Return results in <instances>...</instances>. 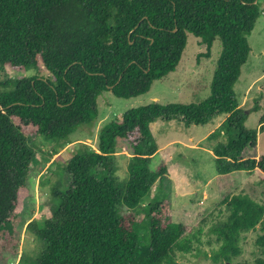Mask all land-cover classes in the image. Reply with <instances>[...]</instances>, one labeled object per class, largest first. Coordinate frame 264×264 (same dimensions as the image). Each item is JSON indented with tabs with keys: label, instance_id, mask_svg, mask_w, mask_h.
<instances>
[{
	"label": "trees",
	"instance_id": "trees-1",
	"mask_svg": "<svg viewBox=\"0 0 264 264\" xmlns=\"http://www.w3.org/2000/svg\"><path fill=\"white\" fill-rule=\"evenodd\" d=\"M260 5V0H0V70L48 74L0 82L7 88L0 91V234L14 233L16 249V228L24 224L15 215L18 192L34 158L25 130L66 141L79 128L91 127L103 92L122 99L147 93L176 70L192 35L208 52L214 41L221 45L210 95L196 104L140 106L103 125L96 150L81 145L66 162L71 181L64 191L52 190L41 227L33 220L26 228L42 243L31 264H177L175 254L193 250L196 235L172 221L164 197L144 207L142 221L135 214L156 182L169 191L166 165L150 168L158 150L150 126L157 121L203 126L224 116L206 138L218 140L211 147L216 173L264 174L257 130L244 125L250 110L240 107L233 89L248 59L247 37ZM257 110L256 104L251 112ZM259 126L264 129V115ZM120 149L128 154L122 157L125 180L117 174ZM220 203L227 215L209 230L218 244L211 258L229 264L242 234L257 227L264 233V206L243 193L225 195ZM260 240L264 245V236Z\"/></svg>",
	"mask_w": 264,
	"mask_h": 264
},
{
	"label": "rangeland",
	"instance_id": "rangeland-1",
	"mask_svg": "<svg viewBox=\"0 0 264 264\" xmlns=\"http://www.w3.org/2000/svg\"><path fill=\"white\" fill-rule=\"evenodd\" d=\"M260 2L261 15L247 37L250 47L248 59L233 88L240 107L250 110L244 125L247 129L257 130V155L264 154V129L259 128V121L264 115V1ZM220 49L221 45L216 40L208 52L199 39L187 35L186 47L173 73L155 81L147 93L135 98L122 99L110 91L103 92L97 98V118L94 124L89 128H79L66 141L46 139L39 136L34 128L26 129L25 135L34 158L26 175L25 187L18 192L15 210L16 218L19 217L24 224L16 228V235L19 236L16 249L14 233L0 234V264H31L36 259L42 250V243L35 239L33 230L26 226L34 220L39 227L51 206L52 190L67 189L71 177L64 171L65 164L81 145L96 150L100 128L127 110L152 103L189 105L206 99L210 95V83ZM34 74L48 76L43 70H0V82ZM2 90L7 88L0 87ZM256 104L259 110L251 112ZM223 118L215 117L203 126L185 127L177 121H157L150 126L158 149H162L152 157L150 168L155 170L161 163L166 165L169 191L166 192L156 182L150 197L143 200L135 214L142 221L146 205L163 197L167 200L172 221L185 225L190 234L196 235L195 239H198L197 243L194 240L193 250L189 253L175 254L177 264H228L224 259L217 262L212 260L211 256L218 249V244L209 232L212 226L224 220L227 215L220 203L223 196L243 193L264 206V174L259 170L229 175L216 173L210 150L218 140L210 141L204 139V136L212 128L215 131ZM189 138L193 142L188 141ZM124 150L120 149L116 153L117 174L121 180L127 178L126 162L122 157L128 154ZM140 234L144 237L143 228ZM263 236L264 233L258 227L242 234L240 251L229 264H264V245L260 240Z\"/></svg>",
	"mask_w": 264,
	"mask_h": 264
},
{
	"label": "crops",
	"instance_id": "crops-1",
	"mask_svg": "<svg viewBox=\"0 0 264 264\" xmlns=\"http://www.w3.org/2000/svg\"><path fill=\"white\" fill-rule=\"evenodd\" d=\"M223 120H224V118L222 119V121H223ZM222 121H221V122H222ZM214 129H215V128H212V130H210V131L204 136V139H206V138L211 134V132L214 131ZM188 141L193 142L192 138H189ZM193 146H194V145H193ZM161 150H162V149L159 148V149L157 150V153L160 152ZM210 152H211V154H212V156H213V153H212L211 150H210ZM157 153H156V154H157Z\"/></svg>",
	"mask_w": 264,
	"mask_h": 264
}]
</instances>
